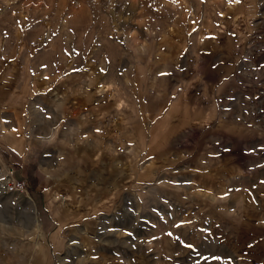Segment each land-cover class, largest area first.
Wrapping results in <instances>:
<instances>
[{
	"label": "rangeland",
	"instance_id": "374dc122",
	"mask_svg": "<svg viewBox=\"0 0 264 264\" xmlns=\"http://www.w3.org/2000/svg\"><path fill=\"white\" fill-rule=\"evenodd\" d=\"M235 134L255 172L212 187ZM12 140L0 264H264V0H0Z\"/></svg>",
	"mask_w": 264,
	"mask_h": 264
},
{
	"label": "crops",
	"instance_id": "0c3cea01",
	"mask_svg": "<svg viewBox=\"0 0 264 264\" xmlns=\"http://www.w3.org/2000/svg\"><path fill=\"white\" fill-rule=\"evenodd\" d=\"M240 117L241 115L239 116L237 115L238 121L240 120ZM214 119H212V121ZM242 119H244L243 116L241 117V120ZM238 124L243 125L244 123L241 122ZM231 138L235 139V141L230 140L229 141L230 145L229 146L227 145V147H225L226 144H224V142H221L220 139H214L213 136L208 135V137L204 139L205 141L207 140V143H211L212 148L211 147L210 148L213 150L211 151L210 157L208 158L210 161L204 163V167H208V165H210L211 166L210 168L214 169V171H212V174L216 176V177L215 176L213 177L215 178V180H219V182L213 184L214 181L212 178H210L212 179V182L210 183L212 184V187L216 188L219 185H221L220 178H223L224 176H228V175L236 176V175H242L246 173L252 174L253 172H255V167H251L250 165V163L252 164V161L250 159L260 158V156H259V153L256 150H253L251 147L250 143L252 142V139L245 138L241 134H235ZM27 151L23 144L20 145L19 142H14V140H12L11 142H6V143L3 141L0 142V152L2 154L9 153V158L12 157V158L20 159V157H24ZM225 151L226 153L224 154ZM228 155L230 156L229 159H231V162H227L226 156ZM244 160H246L248 164V168L245 169V171H244V168L238 165L241 162H245ZM205 173H207V171ZM263 183L264 182H262L261 184H256L255 186L253 185L254 186L253 193H255L256 190H260L262 192V190H264ZM251 188H248V189H251ZM33 212L36 216L35 224L37 226V229L41 234H43L41 231L40 224L38 222L37 215L35 213L34 208H33ZM37 248L38 250H41V251L37 252L36 256L34 257L33 264H51L50 256L47 251V248H45V245L44 246L43 244L39 245Z\"/></svg>",
	"mask_w": 264,
	"mask_h": 264
},
{
	"label": "built area",
	"instance_id": "2783aa9c",
	"mask_svg": "<svg viewBox=\"0 0 264 264\" xmlns=\"http://www.w3.org/2000/svg\"><path fill=\"white\" fill-rule=\"evenodd\" d=\"M8 191L10 192H26L25 181H13L8 185Z\"/></svg>",
	"mask_w": 264,
	"mask_h": 264
},
{
	"label": "snow or ice",
	"instance_id": "6c2138e0",
	"mask_svg": "<svg viewBox=\"0 0 264 264\" xmlns=\"http://www.w3.org/2000/svg\"><path fill=\"white\" fill-rule=\"evenodd\" d=\"M183 223H184V222H181L180 224L175 225V227L180 228V227L183 226ZM167 235H168L169 237H171V236H173V233L168 232ZM176 239H177V241H179L180 238H179V237H176ZM186 246H187L188 248H192V247H194V246L191 245V244H188V245H186Z\"/></svg>",
	"mask_w": 264,
	"mask_h": 264
}]
</instances>
